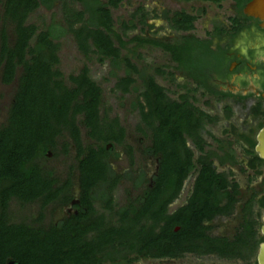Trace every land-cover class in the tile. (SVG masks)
I'll use <instances>...</instances> for the list:
<instances>
[{"label": "trees", "instance_id": "1", "mask_svg": "<svg viewBox=\"0 0 264 264\" xmlns=\"http://www.w3.org/2000/svg\"><path fill=\"white\" fill-rule=\"evenodd\" d=\"M175 1L218 7L234 1L242 9L250 0ZM122 2L0 0L2 83L10 86L18 82L7 122L0 126V264H104L108 259L116 260L115 256L132 262L128 259L131 254H138L137 259L177 257L199 247L188 245L185 239L192 232H200L204 221L234 213L235 199L228 205L223 201L233 197L229 190L239 187L218 173L215 159L221 165L229 161L238 164L236 153L217 138L214 140L220 147L207 150L209 145L203 137L206 127L217 124L220 118L196 105L197 99L190 94L198 89L186 85L182 88L188 92L174 101L146 67L140 69L133 61L140 57V49L151 46L169 54L178 69L190 71L197 53L205 48L204 42L189 36L166 42L141 35L126 41L127 31L137 28V14L129 23H121L124 32L118 31L113 9ZM58 3L64 5L65 24L53 21L40 30L29 23L30 16L41 7L51 11ZM70 3L81 4L83 9L70 8ZM164 17L173 30L187 33L195 31L200 15L181 11ZM140 23L146 25L145 15ZM68 35H73L88 61L95 56L101 65L110 63L111 77L117 80L114 92L121 93V98L135 96L134 111L139 112L142 122L139 131L150 141L144 153L159 161L152 186H148L145 173L134 177L136 171L126 176L112 171L114 150L126 151L134 169L135 149L127 143V129L119 117L111 118L110 110L104 109L105 91L92 78L89 66L85 64L80 73L67 79L59 69L61 40ZM130 45L134 47L129 49ZM120 71L124 76L118 74ZM157 73L167 74L162 69ZM189 141L200 153L197 159ZM73 148L76 163L65 178L44 166L50 154L69 157ZM248 154L255 155L253 151ZM263 165L255 156L250 167L263 174L259 169ZM194 172L199 175L190 205L170 215L169 205ZM122 180L145 192L137 201L116 210L114 192ZM77 186L80 202L76 203ZM100 190L101 199L95 195ZM14 200L22 206L40 203L34 223L45 220L49 207L54 215L59 208L72 204L80 213L59 223L52 219L48 226L16 223L10 212ZM98 201L105 212L96 209ZM110 213L113 216H108ZM150 221L153 224L148 226ZM178 226L182 230L176 233ZM243 247H247L245 243Z\"/></svg>", "mask_w": 264, "mask_h": 264}, {"label": "flooded vegetation", "instance_id": "2", "mask_svg": "<svg viewBox=\"0 0 264 264\" xmlns=\"http://www.w3.org/2000/svg\"><path fill=\"white\" fill-rule=\"evenodd\" d=\"M250 1L242 9L236 2L227 1L231 3L229 8L231 15L226 21L220 16L213 19L210 25L211 28L205 29L203 38L191 32H181L182 37L189 36L201 39L205 48L197 53L196 57H199V62L194 64L190 71L180 70L178 69V64L174 63L176 73L182 75L186 84L191 82L201 89L202 96L207 99L208 105L211 106L212 104L221 108L224 120L230 124V128L224 132V138L221 141L226 146L230 145V148L236 153L238 164H233L229 161L226 165H221L220 161L215 159V166L218 163L220 168L234 169L243 164L242 162L240 163L238 158V152L235 147L237 143L244 147L245 153L248 154L249 151H253L255 154H248L245 157L247 171H252L253 173L249 175L240 173L239 175L242 177L247 176L248 178V184L245 189L241 187L237 175L218 171L219 174L224 175L233 187L236 185L239 187L238 190H229L233 197L223 201V205H228L235 199L234 213L217 215L212 220L204 221L199 228L200 232H192L191 237L185 239L188 245H198L199 247L192 248L181 256L162 258L140 256L137 259L138 254H131L128 259L133 260L132 262L115 256L117 257L116 260L108 259L104 264H216L211 259L226 262H251L254 259V262L249 264H258L260 245L264 242V235L261 232L264 225V173L258 174L257 169L253 170L250 165L254 157L258 156L255 152L257 136L264 128V29L261 28L259 20L244 15L243 10ZM188 89L194 90L193 88ZM236 115L245 118L242 125H237L234 122ZM230 135L237 137V141L230 140ZM226 136L228 139H225ZM253 144L254 146H252ZM220 145L218 144V147ZM142 153L145 157L156 160L150 155L146 156L144 150ZM119 155L120 153L114 150L113 157L110 159L111 169V161L113 159L118 160ZM220 155L224 157L225 153L221 152ZM261 167L259 168L260 170ZM112 171L115 172L113 169ZM116 174L127 175V173ZM139 175L134 174L133 176L137 177ZM198 175V173L194 172L188 177L189 179L195 176L193 187L185 190L187 179L179 196L168 207L170 215L177 214L180 210L190 205L196 194L194 186ZM155 177L150 179L145 173V178L149 181L148 186H152ZM259 179H261V182L256 186L253 185V182ZM76 181L79 185L78 179ZM126 181L130 182L122 180L120 185ZM132 186L133 190L126 192V199L122 203H117L115 193L117 189L115 190L114 201L116 210L137 201L144 194L145 191L142 188H134L133 183ZM102 192L103 190L97 191L95 195L100 198L103 196ZM76 193L75 202L77 203L80 202L78 186L76 187ZM95 207L102 213L106 211L99 201ZM67 210H69L68 213L66 212ZM58 212L63 215L60 220L56 219ZM79 213L80 210L72 206V204L59 208L54 215H52L51 211L49 212L56 223ZM108 216H113V214L110 213ZM46 218L47 212L45 220ZM45 220L41 223L33 222L31 224L37 227L50 225L51 221L45 224ZM152 224L153 222L150 221L147 225L151 226ZM181 230L182 227L178 226L175 232L179 233ZM244 243L247 246L245 248L243 247ZM210 245L211 249L208 248Z\"/></svg>", "mask_w": 264, "mask_h": 264}, {"label": "rangeland", "instance_id": "3", "mask_svg": "<svg viewBox=\"0 0 264 264\" xmlns=\"http://www.w3.org/2000/svg\"><path fill=\"white\" fill-rule=\"evenodd\" d=\"M107 2L108 0H103ZM231 6L230 2L224 3L223 7H218L212 3L203 2H192V3H181L175 0H123L120 7L113 9V18L116 23L118 31H123L121 28V23H129L133 20V15L137 14L134 19V24L137 26L136 29L128 30L125 35V40L129 41L137 35L143 37L154 38L164 40L166 42H176L182 37V33L176 32L172 29L171 24L165 19V14L169 13L171 16L176 12L186 11L192 15H200L199 20L196 22L195 31L191 32L196 36L203 38L205 35V29L211 28V21L217 17H221L224 21L231 15L229 10ZM70 8L75 10H82L83 6L78 3H70ZM140 9V11H139ZM139 11V13H138ZM146 17V25L140 23L142 17ZM53 21L62 22L64 21V5L62 3L56 4L53 10H48L45 7H41L34 14L30 16L29 23L37 25L40 30L46 29ZM124 32V31H123ZM10 34L13 39V30L10 28ZM134 45H130L129 49L133 48ZM124 55L128 54V51L123 52ZM60 58L59 69L64 74L67 79L71 74H78L87 64L91 71V76L96 80L104 89V109L110 110V117H119L122 125L127 129V143L134 147L135 149V167L132 169L130 158L128 157L126 151L122 148H117L118 153H120L118 160L113 159L112 169L118 174H126L132 171H136L135 174L146 173L147 177L153 179L158 172L159 162L151 159L150 157H145L142 151L150 144V141L144 137V135L139 131V125L142 124L139 112L134 111L135 96L125 95L121 98V93L114 92L116 85V78L111 77V72L113 71L110 63L101 65L96 57L94 56L92 60L88 61L82 53H80L76 41L73 35H68L61 40V48L58 53ZM139 58L134 59V63H138L139 68H147L148 73L153 75L156 82L167 90L168 96L172 100H179L181 95H185L187 90L182 88L188 85V88L198 89L197 92H191V97L196 98L195 102L198 107L211 116H217L222 119L215 125L207 126L203 131V137L206 140L209 147L207 150H216L218 148V143L214 138L222 140L224 138V132L230 128L229 122H226L223 118V112L221 108L217 106L207 105V99L202 96V90L199 89L195 84H186V81L181 74H177L175 71V64L169 54L165 53L163 50L158 48H153L151 46L145 49L139 50ZM199 57H195L194 64H198ZM140 60V62H139ZM200 64V63H199ZM162 69L166 71L167 74H158L157 70ZM120 76H124V71L118 72ZM175 74V75H174ZM142 85L143 82L141 81ZM18 82H14L10 86H6L2 83V70L0 68V126L7 122L8 111L13 103L14 95L17 91ZM144 90V89H143ZM143 90L141 92H143ZM144 101V99L142 100ZM194 101V100H193ZM245 118L236 115L234 117V122L237 125H242ZM85 133V130L83 131ZM85 138V137H84ZM230 140L237 141V137L230 135ZM225 139H228L226 136ZM237 143V142H236ZM189 147L195 150L196 159L200 156V153L196 150L192 142L189 143ZM238 158L240 163L239 167L230 168H220L217 165L218 171L220 173L226 172L237 175L239 177V182L243 189L246 188L248 184V178L239 176L240 173L252 174V171H247L245 157L248 155L245 153L244 147L237 143L235 145ZM75 149L71 151L69 157L61 156L56 158L53 154H50L47 160L44 161V166L56 173L57 176L65 178L69 172V167L76 163L75 161ZM246 171L243 172L242 171ZM264 170V165L261 167ZM195 176L188 179L185 184V190L192 189L194 184ZM261 179L253 182V185H258ZM128 190H133L132 183L124 182L116 190V200L117 203H122L126 198V192ZM41 211L40 203L29 204L22 206L18 201H13L11 203L10 212L11 219L13 222H28L33 223L35 219L38 218ZM51 207H49L47 212V218L45 224H48L53 217L49 214ZM67 213L69 210L66 211ZM63 217L61 212H58L56 219L60 220ZM231 223V222H230ZM216 264H249L252 261H222L211 259ZM212 264V263H211Z\"/></svg>", "mask_w": 264, "mask_h": 264}, {"label": "water", "instance_id": "4", "mask_svg": "<svg viewBox=\"0 0 264 264\" xmlns=\"http://www.w3.org/2000/svg\"><path fill=\"white\" fill-rule=\"evenodd\" d=\"M243 13L249 18L259 20L261 28L264 29V0H251L245 6ZM110 147L111 145H109V148ZM255 152L259 156V158L264 161V128L259 132L257 136V145L255 147ZM261 232L264 235V225L262 226ZM258 264H264V242L260 245Z\"/></svg>", "mask_w": 264, "mask_h": 264}]
</instances>
